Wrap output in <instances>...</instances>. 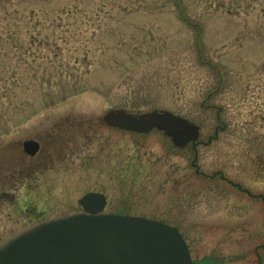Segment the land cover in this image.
<instances>
[{
  "label": "rangeland",
  "instance_id": "1",
  "mask_svg": "<svg viewBox=\"0 0 264 264\" xmlns=\"http://www.w3.org/2000/svg\"><path fill=\"white\" fill-rule=\"evenodd\" d=\"M111 109L184 116L203 142L224 129L197 175L161 132L104 125ZM263 164L264 0H0V241L96 192L176 227L194 264H264Z\"/></svg>",
  "mask_w": 264,
  "mask_h": 264
},
{
  "label": "water",
  "instance_id": "2",
  "mask_svg": "<svg viewBox=\"0 0 264 264\" xmlns=\"http://www.w3.org/2000/svg\"><path fill=\"white\" fill-rule=\"evenodd\" d=\"M101 120L120 131L146 135L161 132L174 148L195 143L200 128L172 112L132 113L108 110ZM34 156L38 142L25 140ZM82 212L40 221L0 241V264H192L176 227L147 218L103 213L102 193L84 194Z\"/></svg>",
  "mask_w": 264,
  "mask_h": 264
},
{
  "label": "flooded vegetation",
  "instance_id": "3",
  "mask_svg": "<svg viewBox=\"0 0 264 264\" xmlns=\"http://www.w3.org/2000/svg\"><path fill=\"white\" fill-rule=\"evenodd\" d=\"M179 116H180V115H179ZM180 117H183V118L187 119V118L184 117V116H180ZM187 120H189V119H187ZM189 121H190V120H189ZM223 129H224V126L221 127V128H216V129H215V132H214V135H213V136H210L206 142L200 141V139H199V137H198V139H197V141H196L195 143H188L184 148H176L177 150H180V151L185 150V149H190V150H192V152H193V154H194V160L192 161L191 166L194 168L195 173H196L197 175L200 174V172H199V168H198V166L195 164L196 159H197V156H198V153H197V147L202 146V145L209 146V145L212 143V141H216V140H217V138H218V132H219L220 130L223 131ZM199 135H200V134H199ZM36 142H38V141H36ZM38 144H39V142H38ZM39 148H40V144H39ZM38 151H39V150H38ZM35 155H36V154H35ZM255 173H257V172L255 171ZM260 174H263V175H264V164L262 165V171L260 172ZM202 175H203V174H202ZM203 177H204V179H206V180H207V179H211V180H215V179H217V181H219L220 183L225 184L229 189L236 190V191H238L239 193H241V194H245V195H247V196H249V197H251V198H253V199H254V198L256 199L257 197H259V199L263 200L262 196H260V195H256V194H253L249 189H247V188H245V187H242L241 183H239V182H235V181L229 179L228 177H226V176L224 175V173L221 172V171L213 172V174H212L211 176L203 175ZM178 179H180V178H178ZM181 194H182V191H180L179 196H180ZM81 210H82V209H81ZM215 247H217V246H215ZM189 253H190V252H189ZM216 261H217L216 258H209V257H208V258L202 259V261H201L200 263H198V264H213V263H216ZM257 262H260V259H258ZM192 264H194V263L192 262Z\"/></svg>",
  "mask_w": 264,
  "mask_h": 264
}]
</instances>
